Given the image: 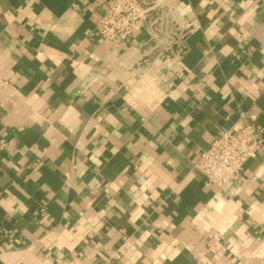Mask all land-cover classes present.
<instances>
[{
  "label": "crops",
  "instance_id": "obj_1",
  "mask_svg": "<svg viewBox=\"0 0 264 264\" xmlns=\"http://www.w3.org/2000/svg\"><path fill=\"white\" fill-rule=\"evenodd\" d=\"M108 1L0 0V264H264V151L223 193L193 167L264 127V0H171L162 60Z\"/></svg>",
  "mask_w": 264,
  "mask_h": 264
},
{
  "label": "built area",
  "instance_id": "obj_2",
  "mask_svg": "<svg viewBox=\"0 0 264 264\" xmlns=\"http://www.w3.org/2000/svg\"><path fill=\"white\" fill-rule=\"evenodd\" d=\"M108 11L96 28L99 37L116 48L138 36L147 29L156 58L162 60L173 52L174 45L181 49L178 30L191 25L181 24L175 15L176 7L171 0H110ZM182 52L181 50L179 53ZM144 72L150 67L148 59L139 60ZM264 151V127L252 122L246 113H241L240 124L220 131L210 147L203 150L193 162L201 173L207 187L223 193L237 181L245 164ZM140 183V189L144 188ZM46 208H41L44 213Z\"/></svg>",
  "mask_w": 264,
  "mask_h": 264
}]
</instances>
